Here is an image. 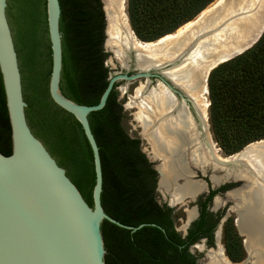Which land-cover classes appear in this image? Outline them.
I'll use <instances>...</instances> for the list:
<instances>
[{
  "label": "trees",
  "instance_id": "16d2710c",
  "mask_svg": "<svg viewBox=\"0 0 264 264\" xmlns=\"http://www.w3.org/2000/svg\"><path fill=\"white\" fill-rule=\"evenodd\" d=\"M213 0H126L130 26L141 41H154L192 20ZM62 94L80 105H95L105 90L109 68L104 40V15L100 0H59ZM19 68L25 115L38 137L85 201L93 206L95 184L93 154L80 122L56 105L48 90L52 57L47 29L46 0H7ZM114 83L105 105L88 114L98 146L102 189L101 205L107 215L123 225L103 219L105 264H197L190 246L202 238L213 243L221 217L201 205L199 217L182 236L171 217L172 207L159 204L157 173L140 149V139L130 137L122 125L123 106ZM207 89L212 132L226 154L264 138V31L248 49L219 63L209 72ZM236 139V141H235ZM0 152L11 153V129L0 73ZM233 184V183H231ZM231 184L211 190L207 202ZM223 232L225 252L237 262L243 257L240 237L230 227Z\"/></svg>",
  "mask_w": 264,
  "mask_h": 264
},
{
  "label": "water",
  "instance_id": "95a60500",
  "mask_svg": "<svg viewBox=\"0 0 264 264\" xmlns=\"http://www.w3.org/2000/svg\"><path fill=\"white\" fill-rule=\"evenodd\" d=\"M121 1L116 0L117 5L121 4ZM225 1L228 0L223 2ZM100 2L104 15V40L102 44L104 52H110L111 57L120 60L126 67L131 58L136 63L137 53L144 54L146 52V49L140 45L139 41L141 40L135 36L132 28L131 31L134 36L131 35V37L126 30L127 28L123 25V31L128 33L130 48L123 49V45L118 42L113 45L114 47L112 45L109 47L107 45L109 35L108 18L105 9L106 3L105 0H100ZM6 6L7 0H0V73L11 129V153L5 155L0 152V264H105L104 241L100 229L102 220L107 219L119 226L132 230L142 225L138 227L123 225L107 215L101 205V162L98 146L90 129L88 114L101 109L105 105L114 83L123 79L132 80L144 77L148 81L151 77H156L170 90L180 91L179 93L184 101L190 100L192 102L193 99L182 87L175 84L166 73L170 67L175 65L176 59L164 61L159 65L147 68L138 66L136 63L142 69L141 71L133 74L119 72L109 75L108 84L95 105H80L65 97L59 88L62 69V44L59 30L60 5L59 0H46L47 29L52 57L48 82L49 95L56 105L71 113L80 122L92 149L95 184L92 190L93 206H90L76 185L67 176L65 169L57 163L56 159L43 142L33 134L28 125L25 115L26 102L23 98L21 72L11 27L6 14ZM261 26L263 27L262 30L260 29ZM259 29L261 32L249 45L238 48L239 50H235L233 54L230 53L229 56H225L208 70L205 78L206 85L211 69L219 63L240 54L259 39L264 31V22L258 27ZM123 31L121 33L124 39ZM197 37L199 36L193 37L190 45L194 44ZM121 53H124L125 57L121 56ZM185 54L186 52H183V55ZM107 60L108 58L104 61L106 66ZM130 98L135 99L134 97ZM177 105L171 110V113L177 110ZM186 105L188 104L186 103ZM194 108L196 109L195 104ZM160 116L158 122L162 120V116ZM198 119L200 124H202L201 133L205 142L206 139L208 140L206 134L207 125L203 115L200 117L198 114ZM199 141L201 142L202 140L199 139ZM147 142L152 147L148 140ZM208 142L210 143V141ZM251 143L257 145L256 148L259 149L261 144L264 143V138L245 145L241 150L233 154L236 155L233 159L231 158L232 155L221 157L216 154L212 160L215 161L217 166L214 167L212 162L201 169L199 166L189 162L188 155L192 153L191 150L195 146L193 142H190L185 146L183 152L191 171L189 177L193 180H200L195 179L198 172L201 176H205L207 170L210 169L209 182L202 180L206 190L220 187L222 184L240 182L239 186L224 191L225 198L231 200L234 206V201L228 198V193L240 186L246 187L248 181L244 174L251 175L253 173L251 168L248 169L242 166V159L240 158L241 153L246 152L248 145ZM146 158L151 163L157 160V163H154L153 166L157 173L155 189L160 191L164 198L167 199L166 204L168 206L175 205L176 203H171L170 201L171 194L168 191L161 190L159 185L161 170L158 167L164 162V159L153 154L146 155ZM238 167H244L246 170L242 169L241 175H239L240 173L236 174L235 171ZM213 173L221 174L222 179L213 182L211 179ZM179 181L180 178L176 182ZM199 194L200 192L191 200L195 201ZM194 208L197 216V206H194ZM233 209L236 211L235 207ZM236 216L238 218L237 212ZM192 220L193 218L187 221L186 226ZM237 220L235 221L237 229L242 234L237 225ZM217 231L220 234V227ZM247 256L249 258V253H247ZM230 263L232 262L230 261Z\"/></svg>",
  "mask_w": 264,
  "mask_h": 264
},
{
  "label": "bare ground",
  "instance_id": "6f19581e",
  "mask_svg": "<svg viewBox=\"0 0 264 264\" xmlns=\"http://www.w3.org/2000/svg\"><path fill=\"white\" fill-rule=\"evenodd\" d=\"M223 1L217 0L211 7L200 12L195 19L185 22L172 33L154 41H139L146 52L137 53L136 56L138 66L145 68L176 59L177 64L170 67L166 73L193 99L200 117L208 106V102H204V95L207 93L205 78L208 70L225 56L239 50L238 48L249 45L263 28L261 26L258 30L264 22V0ZM105 3L109 35L107 45L114 47L113 45L118 42L123 45V49H129L128 33L130 36L133 33L125 12V0H122L119 6L116 0H105ZM123 25L128 33L123 31ZM196 36L199 37L193 45H190L193 37ZM183 52L186 54L183 55ZM121 56H124V53ZM138 91L142 93V87L138 88ZM173 95L166 85L159 82L139 100L141 107L135 117L139 120L144 137L152 145L150 155L164 159L158 167L161 170L160 189L171 194V203H179L187 197L193 198L203 187L205 188L202 180H193L189 177L191 171L183 153L185 146L190 142L195 144V149L193 147L192 153L188 155L189 162L195 166L202 169L209 162H213L214 167L217 164L212 160L216 153L208 140L206 139L204 143L199 141L195 121L191 119V114L187 112L185 106L182 105L179 109L177 107V110L171 113L178 103ZM132 100L133 98L128 105L134 103ZM159 115L162 116V120L158 122ZM263 144L258 149L257 145L251 143L246 152L241 153L242 166L251 168L253 173L244 174L248 181L246 187L240 186L228 193L229 197L236 200L237 225L246 236L245 247L253 258L251 264H264ZM235 156L232 155L231 158ZM244 167H238L236 174L241 175ZM216 175L221 174L212 176L216 182L222 179V176ZM178 178L180 181L176 182ZM216 197L214 205L218 206L220 200ZM193 210L194 207L188 210V221L194 217ZM217 237L219 238V234ZM217 247L214 251L209 250L211 256L208 255L209 259L205 264H231L222 246L218 244Z\"/></svg>",
  "mask_w": 264,
  "mask_h": 264
},
{
  "label": "rangeland",
  "instance_id": "374dc122",
  "mask_svg": "<svg viewBox=\"0 0 264 264\" xmlns=\"http://www.w3.org/2000/svg\"><path fill=\"white\" fill-rule=\"evenodd\" d=\"M216 1L217 0H213L202 11L206 10V8H208V7H211ZM125 12L127 15L126 0H125ZM195 17L193 19H195ZM127 20L129 23V19H127ZM107 53H108V56L106 58H108L107 67L109 68V71H110L109 75L116 74L119 72L133 74V73H136V72L142 70L136 65L133 58H131V60L127 63V67H126L123 65V63L120 60H117V59H114L113 57H111L112 55L110 52H107ZM177 62L175 64H177ZM159 82H160V80L156 77H151L148 81L144 77H139V78H135L132 80H124L123 79V80H118L117 82H115V83H117L116 90L118 93V99L121 100L123 103L122 104V106H123V119H122L123 128L125 129V131L127 132V134L130 137H136V138L140 139V149L145 154V156L150 155L152 150H151V147H150L149 143L147 142L146 138L141 133V131H142V129L140 127L141 125L139 123V120L136 119L135 114L140 111L141 106L139 105V100H141L143 98L144 94L146 92H148L151 88L157 86V84ZM140 87H142V91H143L142 93H141V91L137 92V89ZM143 87H144V89H143ZM206 89H207V85H206ZM172 92H173V94H175V95H173L175 98V101L178 102L176 96H177V94L180 95V93H179L180 91L174 90ZM130 97L135 98L132 100V101H134V103L132 105H128V102L131 101ZM180 98L182 99V97H180ZM204 100H205L204 102H206V101L208 102V106L205 109L203 117L205 119V124L207 125L206 126L207 127L206 134L208 137V141H210L211 147L214 149L213 151L216 153V150H218L217 151L218 153H216V154L220 155L221 157H228L229 155H233L234 153L241 150L243 147L241 149H239L238 151L231 153V154H226L223 151V149L221 148L220 144L215 139L213 132H212L210 115H209L210 99H209L208 89H207V93L204 95ZM182 105L185 106V108L187 109V105L184 102H181V105L178 106V109ZM187 112H189L188 109H187ZM191 119H192V116H191ZM197 122H198V124H200L199 121H197ZM194 124H196V123L194 122ZM201 125L202 124H200L199 126L202 127ZM195 129H196V127H195ZM196 132H197V134H199V131L197 129H196ZM235 141H236V139H235ZM154 163H157V160H154L152 162V166H154ZM210 173H211L210 169L207 170V174L205 176H201V174L198 172V174L195 176V179L207 180ZM213 175H215V174L211 175V179L213 180V182H216V180H214L212 178ZM216 176L220 177L222 175H216ZM236 184H237V186H239L240 182H237ZM233 187H235V186H233ZM204 189L205 188H203L200 191V194L198 195V197H200L204 192H206V189L205 190ZM155 194H156V200L158 201L159 204L162 205V204L167 203V199L164 198V196L162 195V193H160V191L155 189ZM217 196H219V200H220L219 205L218 206L214 205V200H215L214 199V200H212L213 202H211L209 209L211 212H213L215 214L221 212V218L218 220L216 229L214 231L215 235L213 236V237L216 236L217 230L220 227L219 238L218 237L213 238L212 244H207L206 240L204 238H202L199 241H197L196 243L192 244L189 249L192 253H194L198 257L197 264H205L208 261L209 256H211L209 252L217 249L218 244L222 246L223 252H224L225 256L228 258V256L226 255V252H225V246H224V241H223V232L225 231L224 226L226 224V228L230 227L233 231L237 232L238 236L240 237V242H241V246L243 249V257L241 260H239L237 262H233L229 258H228V260H230L232 262L231 264H251L253 258L250 255L248 258V256H247L248 251H247V249H245L246 247H244L245 236L243 234L239 233L237 226H236V223H235V221L237 219L236 212L233 209V207H235V205L233 206V202L231 200H227L225 198L226 196H225L224 192L220 193V194L218 193ZM198 197L196 198L195 201H193V200H191V198L187 197V198L183 199V201H179V203L177 202L175 205L171 206L173 209L172 214H171V217L173 219V225H174L176 231L179 232L182 236L185 235L187 228L190 226V225L186 226V223L188 221V210H191L194 206H196V202H197ZM228 198L232 199L229 196H228ZM233 201L235 204L236 200L234 199ZM194 217H196V215ZM194 217H193V219H194ZM200 245H201V247H200Z\"/></svg>",
  "mask_w": 264,
  "mask_h": 264
},
{
  "label": "flooded vegetation",
  "instance_id": "af4514ba",
  "mask_svg": "<svg viewBox=\"0 0 264 264\" xmlns=\"http://www.w3.org/2000/svg\"><path fill=\"white\" fill-rule=\"evenodd\" d=\"M175 95V94H174ZM181 96L179 95V94H177V96H176V98H177V100L179 101V105H181V102H184V103H187L188 105V107H187V109L189 110V112H190V114H191V116H192V118H193V120L195 121V123H196V128H197V130L199 131V137H200V139L202 140L201 142L202 143H204V139L202 138V133H201V127L199 126L200 124H198V122L197 121H199V119H198V114H197V110L194 108V101L192 100V102L190 101V100H183V98L181 99L180 98ZM174 111H176V110H174ZM200 123V122H199ZM218 150H216V153H218L217 152ZM209 163H211V162H209ZM207 182H209L208 181V179H207ZM228 184H231V183H227V184H223V185H221L220 187H217V188H209V190H206V192H204L200 197H198V199H197V202H196V206H197V211H198V213H197V216L196 217H194V219L190 222V223H192L193 221H195L198 217H199V215H200V208H201V205L206 201V209L209 211V212H211L210 211V209H209V207H210V204H211V202H213L212 200H213V198H214V196L216 195V194H220V193H223V192H217L216 194H214L213 196H212V198H211V200L210 201H208L207 202V197H208V195L210 194V191L211 190H216V189H219V188H221L222 186H225V185H228ZM232 186H230V188H233V186H237V184L236 183H233V184H231ZM204 188V187H203ZM216 198H218L219 199V197L217 196ZM234 198V197H233ZM214 204H215V200H214ZM167 205V204H166ZM168 206V205H167ZM170 207V206H169ZM193 209V208H192ZM193 214H194V216H195V210H193ZM221 218V217H220ZM219 218V219H220ZM190 225V224H189ZM188 229V228H187ZM216 229V228H215ZM215 229H214V231H215ZM214 231H213V236L215 235L214 234ZM186 233H187V230H186ZM185 233V234H186ZM217 234H219V232L217 231ZM217 234H216V236L215 237H217ZM244 236H245V234H243ZM215 237H213V238H215ZM245 238H246V236H245ZM205 240H206V238H204ZM245 243V242H244Z\"/></svg>",
  "mask_w": 264,
  "mask_h": 264
}]
</instances>
